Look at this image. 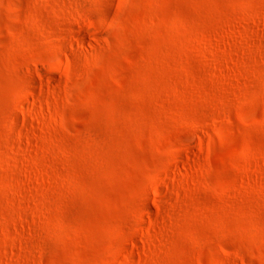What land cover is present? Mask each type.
Listing matches in <instances>:
<instances>
[{
    "label": "rangeland",
    "instance_id": "1",
    "mask_svg": "<svg viewBox=\"0 0 264 264\" xmlns=\"http://www.w3.org/2000/svg\"><path fill=\"white\" fill-rule=\"evenodd\" d=\"M0 264H264V0H0Z\"/></svg>",
    "mask_w": 264,
    "mask_h": 264
}]
</instances>
